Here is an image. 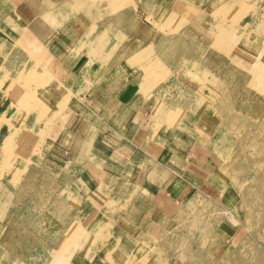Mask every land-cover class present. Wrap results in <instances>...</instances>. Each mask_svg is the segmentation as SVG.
Listing matches in <instances>:
<instances>
[{
    "label": "crops",
    "instance_id": "obj_1",
    "mask_svg": "<svg viewBox=\"0 0 264 264\" xmlns=\"http://www.w3.org/2000/svg\"><path fill=\"white\" fill-rule=\"evenodd\" d=\"M183 1L191 7L194 5V0ZM176 2L178 0H130V5L124 9L132 17L127 14L116 36L97 41L90 40L87 34L92 19L83 21L76 16L63 24L52 20L33 32L26 47L6 63L14 39L32 31L30 16L36 14L35 7L21 2L18 19L6 22L0 18V162L7 161V179L13 171L35 165L37 170L30 176L29 184L36 182L39 174L45 176L41 182L43 193L59 196L62 193L61 202L67 205V215L71 216L68 218L79 223L90 221L87 239L80 240L78 245L68 244L66 249L63 246V250L75 248L68 264H132L140 251L151 250L153 242L159 252L166 241L168 246L171 243L177 214L174 203H184L192 189L184 187L183 192L178 193L175 189L171 191L175 185L170 184L181 183L180 174L183 175L186 163L201 159L202 155L193 148L200 143L196 140L199 133L193 135L186 127L191 109L185 104L180 106L187 109L182 129L163 120L162 135L153 133L154 125L160 122L152 112L155 95L159 93L142 89L143 78L137 74L139 65L127 50L150 44L157 32L162 31L159 23L163 20L164 26L169 25V19L175 23L178 19V14H174ZM230 4L226 6L231 12L224 10L223 4L212 3V6L215 5L216 11L223 8L228 15L235 14L232 10L238 7ZM137 7L145 13L147 24ZM196 15L194 19L199 20L194 22L192 18L188 23L192 44L206 52L211 43L203 38L198 40L196 34L199 30L202 35L204 28L208 32L209 26L201 22L203 10ZM134 27L137 33L131 36ZM170 29L171 25L166 31ZM34 49L38 54L32 60L30 52ZM171 54L163 62V72L168 71L173 78L171 89L163 93L164 97L173 93L184 100L185 89L194 90L195 86L181 82L179 75L191 79L194 73H211L225 90L232 86L224 81L227 70L236 68L239 79L241 71L251 78L253 70L251 58L244 59L236 51L229 55L220 49H210L206 58L215 59V63L206 61L199 72L192 68L191 72L185 70L190 65L186 55ZM35 61L39 67L35 66ZM23 67L26 74L33 72L28 78L17 79L16 74ZM38 70L44 75L39 83L38 74H32ZM16 128L27 130L29 138L26 137L25 142L15 139ZM180 135L187 137L188 146L193 145L188 152H181L182 141L177 138ZM66 168L70 169L69 175L62 173L61 176L69 179L68 182L67 179L63 182L58 175L55 182L56 173ZM21 187H25L22 193L26 196L28 184ZM126 207L124 218L120 217L116 226L113 221L121 215L120 208ZM106 215H111L110 220ZM111 222L116 226L113 235L94 237L103 224ZM95 239L98 243L94 250L88 251L93 244L91 240ZM64 263L63 259L58 264Z\"/></svg>",
    "mask_w": 264,
    "mask_h": 264
},
{
    "label": "rangeland",
    "instance_id": "obj_2",
    "mask_svg": "<svg viewBox=\"0 0 264 264\" xmlns=\"http://www.w3.org/2000/svg\"><path fill=\"white\" fill-rule=\"evenodd\" d=\"M42 1H47L56 8L59 7L62 16L57 17L54 14L55 8L47 11L43 9V12L35 10L37 15H42L43 22L35 28L30 24L32 31L14 39L5 63L12 61L20 49L26 47L30 35L34 36L33 32H38L52 20H58L63 24L76 16L81 17L83 21L92 19V27L87 33L90 40L103 39L102 29L109 26L111 27L106 38L114 37L120 30V24L129 14L124 8L130 5V0ZM57 1H60L58 6ZM21 2L28 4L34 1L0 0V5H6L2 11L8 15L1 20L14 21L19 17ZM193 3L191 7L183 0H178L174 5V14H178V19L175 23L168 20L171 29L166 31L169 25L164 26L166 24L163 20L159 23L162 31L157 32L150 44L140 45L136 50L128 51L134 53L133 58L140 55L144 62L142 73L140 71L137 73L143 78V82L140 83L142 89H152L159 93L155 95V103L159 98L163 100L160 109L156 113L153 112L157 120H160L154 125L153 133L162 135L163 128L160 127L163 120H167L168 125L175 124L176 129H182L184 127L182 121L187 109L180 106L185 104L191 109L186 127L188 126L193 135L199 133V137L201 135L203 139L202 141L197 137L196 140L201 144L197 143L193 147L202 155L199 162L192 160L186 163L182 170L183 175L180 174L181 183L176 181L175 184H170L175 185L171 191L175 189L178 193H182L184 187L192 189L190 196L182 203L185 204L184 206L179 202L174 203L177 214L174 218L176 221L170 249L166 241L163 246L161 245L163 250L159 252L153 242L151 250L140 251L132 264H264V0H194ZM212 3L223 4L224 10L228 12H231V8L226 5L230 3L231 6L235 5L238 8L232 10L235 14L228 15L223 8L219 11L214 10L215 5L212 6ZM137 10L147 24L146 15L141 12L142 8L137 7ZM153 10L155 13L156 8ZM200 10H203L201 22L205 26L219 22L220 27L218 30L208 27V32L204 28L202 35L197 30L198 40L203 38L204 41L211 43V47L208 46L206 52L201 47L193 46L191 29L188 26L189 21L194 19L196 14L199 15ZM129 15L132 17V14ZM196 20L199 19H194V22ZM232 26L236 31L238 30L237 39H235L236 31L231 30ZM135 29L134 27L131 30V36L137 33ZM169 33L172 34L170 36L172 38L168 37L170 39L165 36ZM217 35L220 38L216 37ZM232 36H234L233 40H231ZM222 38H230V42H224L226 45L219 47L215 39L221 41ZM210 49H220L229 55L236 51L244 59L251 58L253 66L251 78L241 74V71L239 79L235 73L238 70L231 68L224 73L227 77L224 81L232 86L224 90V86L219 85V80L211 73L204 75L194 73L196 75L191 79L179 75L180 81L195 86L194 90L185 89L184 100L183 97L173 93L164 97L163 93L171 89L170 83L173 80L172 76L167 74L168 71L163 72L164 59L174 52L177 56L186 55L190 59V65L185 70L191 72L192 68L199 72L206 61L215 63V59L206 58ZM37 54V49L30 52L32 60ZM35 66L39 67L37 61ZM219 69L223 73L221 66ZM25 72H27L26 67H23L16 74L17 79L28 78L33 71H28L27 74ZM36 73L39 76L37 80L39 83L44 75L43 72L40 74L39 70L32 74ZM35 119L39 124L40 118ZM200 121V124L194 125ZM190 123L192 126H189ZM14 134L15 139L17 138L21 143L29 138L24 128L21 130L16 128ZM177 138L182 141L181 152L185 150L188 152L190 146H193L186 144L187 137L180 135ZM17 140L14 141L17 143ZM30 167L26 165L17 172L10 171L12 175L7 179L9 175L7 161L3 159L0 162V264H58L63 259L64 264H68L75 248L63 250V246L65 245L66 249L68 244L78 245L83 238H79L81 230L79 228L80 232L63 241V225L76 221L68 218L71 216L67 215V205L61 202L62 193L60 196L52 195L50 192H47L49 195L43 193L41 182L44 181L45 176L39 174L36 182L29 184L32 182L30 176L37 170L35 165ZM67 170L69 168L60 170V174L56 173L54 181L56 182L58 175L65 182L61 174ZM113 180H116L115 177ZM24 184H28L29 192L26 196L22 193L25 187L21 186ZM112 209L114 212V207ZM127 209V207L120 208L123 210L119 211L121 215L113 221L116 226L120 223L118 222L120 217L124 218V211ZM107 216L110 220L111 215ZM46 219L49 222H46ZM13 222L20 224L25 232L8 233L7 227L14 224ZM76 223L85 227L83 239H87L90 221ZM113 223L103 224L94 237L113 235L112 232L116 231ZM57 230H60L59 233ZM95 240H91L90 243L93 244L88 251L94 250V246L98 243ZM149 243L151 244L150 241ZM26 244L30 246L27 247ZM40 244L44 247L40 248ZM88 256L90 259L92 255ZM39 258L45 260L40 261Z\"/></svg>",
    "mask_w": 264,
    "mask_h": 264
},
{
    "label": "bare ground",
    "instance_id": "obj_3",
    "mask_svg": "<svg viewBox=\"0 0 264 264\" xmlns=\"http://www.w3.org/2000/svg\"><path fill=\"white\" fill-rule=\"evenodd\" d=\"M32 1H34V0H32ZM62 3H64V2H62ZM60 4V1H57V6ZM31 5H32V7H35V10L37 11V12H43V9H45L46 11L48 10V9H50V8H55L56 9V11H55V13L54 14H56V16L57 17H61L62 16V14H61V11H60V8L59 7H55V6H53V5H50L47 1H42V2H40V3H35V2H32L31 3ZM44 5H46V6H44ZM44 6V7H43ZM4 7H6V5L5 4H1L0 5V18H3V17H5V16H8L5 12H3L2 10V8H4ZM63 11V10H62ZM63 13V12H62ZM47 14H48V12H47ZM36 15V16H35ZM31 18L30 19H32L31 21V27L32 28H35V27H37L38 25H40L42 22H43V18H42V15L40 14V15H37V14H34V15H32V16H30ZM224 26V25H223ZM222 26V30H223V27ZM110 27L111 26H109V27H106L105 29H102V33H101V37H103L104 36V38H106L107 36H108V34H109V29H110ZM240 27H241V25H240ZM209 28H212L213 30H218L220 27H219V22H216L215 23V25H212V26H209ZM211 29V30H212ZM231 30H233V31H236L235 30V27L234 26H232V29ZM95 31V30H94ZM235 33V32H234ZM235 35H236V38L235 39H237V38H239V36H238V30L236 31V33H235ZM165 36L168 38V37H170V36H172V34H165ZM222 36V35H221ZM216 37H218V38H220L218 35L216 36ZM170 38H172V37H170ZM170 38H168V39H170ZM162 39H165V38H162ZM234 39V36H232V39L231 40H233ZM217 42H216V44L217 45H219V47L220 46H223V45H226V44H224V42H227V41H229L230 40V38H222L221 39V41L220 40H218V39H215ZM230 42V41H229ZM222 43V44H221ZM129 50H136V48L135 47H132L131 49H128L127 51H129ZM129 54H131V56H133L134 55V53L133 52H128ZM14 57V56H13ZM15 57H16V55H15ZM14 57V58H15ZM14 60V59H13ZM132 60V59H131ZM133 61H135V62H137L136 64H138L139 65V69H138V71H140L141 73H142V69L144 68V62H142V57L139 55L137 58H133ZM135 65V64H134ZM143 75V74H142ZM139 80V79H138ZM219 85H220V82H219ZM221 86H223L222 84H221ZM159 101L157 102V103H155V106H154V109H153V111L152 112H157L159 109H160V106H161V104L163 103V100H161V98H159L158 99ZM166 102V101H165ZM226 104V103H225ZM224 105V104H223ZM225 106V105H224ZM223 106V107H224ZM222 107V108H223ZM230 109H232V108H230ZM226 110V109H225ZM118 121V120H117ZM66 132V131H65ZM199 139H202L201 137H199ZM202 141H203V139H202ZM217 141V140H216ZM135 145V144H134ZM105 146H107V145H105ZM110 148V147H109ZM103 154V153H102ZM131 155V154H130ZM132 157V156H131ZM130 157V158H131ZM129 158V159H130ZM133 158V157H132ZM134 160H136V159H134ZM127 163V162H126ZM112 167V166H111ZM69 173H70V169L69 170H67L66 172H65V175H69ZM153 173V172H152ZM152 175V174H151ZM155 175V174H154ZM66 177H64V181L66 182ZM68 180L69 179H67V182H68ZM133 185V184H132ZM14 224H11L9 227H7L8 228V230H7V232L8 233H11V232H14V231H18V232H20V233H23V232H25V230L23 229V227L20 225V224H18V223H15V222H13ZM66 224V223H65ZM76 224H78V223H76V222H71V223H69V225H66V226H64L63 225V228H62V235H63V237H62V239H63V241L64 240H66L67 241V239H70V236L72 237L73 235H75L76 233H78V232H80V230H81V233H80V236H79V238H81V237H83L84 238V233H83V230L85 229V227H83V225H81V224H78V225H76ZM122 224V223H121ZM125 224V223H124ZM80 228V230H78ZM59 231L60 230H57V233H59ZM84 234V235H83ZM82 238V239H83ZM81 239V240H82ZM67 243V242H66ZM8 245V244H7ZM26 246L27 247H29L30 245L29 244H26ZM39 247L40 248H43L44 246L42 245V244H40L39 245ZM34 257V256H33ZM40 259V258H39ZM43 260H45L44 258H41L40 259V261H43Z\"/></svg>",
    "mask_w": 264,
    "mask_h": 264
}]
</instances>
